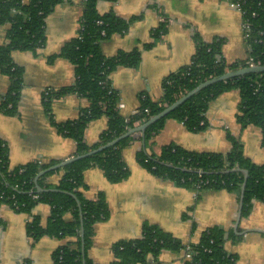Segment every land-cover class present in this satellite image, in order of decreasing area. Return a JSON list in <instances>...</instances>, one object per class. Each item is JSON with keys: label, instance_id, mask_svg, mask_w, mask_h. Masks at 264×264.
Returning <instances> with one entry per match:
<instances>
[{"label": "crops", "instance_id": "obj_1", "mask_svg": "<svg viewBox=\"0 0 264 264\" xmlns=\"http://www.w3.org/2000/svg\"><path fill=\"white\" fill-rule=\"evenodd\" d=\"M101 13L113 10L122 18H138L124 33L115 32L101 42L106 55L117 51L141 48L138 66H118L110 75L111 83L120 95V111L130 115L148 94L157 100L162 95V82L170 72L188 64L195 51V33L205 41L224 38L223 54L228 63L245 60L249 46L244 40L242 14L229 5L228 0H100ZM83 12V0H63L47 15L46 42L37 53L14 50L12 59L23 67V87L15 113L0 110V137L9 148L12 165L32 160L66 159L73 156L75 140L58 131L43 102V91L60 89L75 81L74 64L64 57L49 61V56L60 51L63 44L76 36ZM162 22L166 30L152 46V30ZM9 25H0V45L7 42ZM10 85V78L0 71V99ZM240 91L231 89L213 99L206 116L208 126L191 131L183 122L169 118L151 143L152 151L159 152L167 143L174 142L189 150L227 152L231 143L227 133L243 143L244 153L256 163H264L262 131L256 125L241 127L236 112ZM88 100L71 93L51 103L56 121L74 119ZM108 118L101 116L89 121L85 141L95 143L107 127ZM141 143L131 141L123 150L129 169L127 178L111 182L101 168L84 171L86 197L95 198L99 191L106 195L109 216L95 225L91 259L106 264L115 259L112 245L118 240L137 239L144 223L159 225L182 242L199 241L210 226L225 230L226 250L237 255V264H264V201L254 200L250 212L241 216L236 225L240 195L226 189H204L200 193L174 181L164 179L143 166L137 157ZM60 173L50 180L58 181ZM51 207L38 202L32 213L46 225ZM29 214L15 211L5 203L0 207V264H54L53 254L65 239L43 235L33 239L27 233ZM70 217V214L67 215ZM141 264V263H135ZM146 264H186L183 253L164 249L158 256L148 255Z\"/></svg>", "mask_w": 264, "mask_h": 264}, {"label": "trees", "instance_id": "obj_2", "mask_svg": "<svg viewBox=\"0 0 264 264\" xmlns=\"http://www.w3.org/2000/svg\"><path fill=\"white\" fill-rule=\"evenodd\" d=\"M62 1L0 0V25H9L7 42L0 45V71L10 78V85L0 99V110L15 113L21 98L24 70L13 61L12 52L20 50L37 53L45 45L46 17ZM99 1L83 0L77 35L66 41L59 52L49 56V61L64 57L74 64V83L60 89L49 88L47 93L43 91V102L51 121L60 133L72 137L76 142L73 156L108 144L147 121L199 83L226 70L248 66L245 62L247 58L227 62L223 54L224 38L205 41L200 34L195 33V51L190 62L165 76L161 97L154 100L148 94H142L136 111L124 115L118 107L120 95L113 87L110 75L118 66H138L141 48L121 49L113 55H106L101 42L115 32L124 33L138 17L122 18L113 10L101 13L97 8ZM241 1L243 18L251 25L252 37L263 39L262 42H255L251 38L252 41L248 42V57L252 56L256 63L264 64V0ZM165 30V23L162 22L152 30L153 40L143 47L152 46ZM231 89L240 91L237 122L243 128L248 125L258 126L262 131L261 143L264 146L262 71L234 76L199 90L145 129L137 157L143 166L157 176L199 193L204 189H226L241 195L245 180L243 170H247L242 206V215L245 216L250 212L254 200L264 201V163H256L247 157L243 143L237 136L227 133L231 143L227 152L189 150L174 142L163 145L158 153L151 149L153 137L169 118L183 122L191 131L204 130L208 126L206 112L209 103ZM71 93L86 98L88 105L80 108L76 118L56 121L50 110L51 103ZM101 116L108 118L107 127L95 143L88 144L85 131L89 121ZM133 140L136 141L135 137L129 134L86 157L47 170L62 159H36L12 165L8 145L0 137V207L5 203L15 211L31 215L27 233L35 240L47 234L65 239L54 251V264H100L91 259L88 251L93 243L95 225L108 218L109 206L103 191H99L95 198L86 197L84 171L99 167L109 181L116 183L124 180L129 175V169L123 150ZM43 170L46 171L41 173ZM56 173H60V178L53 182L50 177ZM38 202H46L51 207L46 225H42L40 217L32 213ZM69 214L70 217H67ZM226 240L225 230L220 226L207 227L199 241L185 243L159 225L146 222L139 238L118 240L112 245L115 259L106 264H146L148 255L158 256L164 249L190 252L191 258L185 260L186 264H237V255L229 253L225 248Z\"/></svg>", "mask_w": 264, "mask_h": 264}, {"label": "water", "instance_id": "obj_3", "mask_svg": "<svg viewBox=\"0 0 264 264\" xmlns=\"http://www.w3.org/2000/svg\"><path fill=\"white\" fill-rule=\"evenodd\" d=\"M264 71V64H256V65H252V66H244V67H239L236 69H231V70H226V72L216 75L214 77H211L201 83H199L196 87H194L193 89H191L190 91H188L186 94L182 95L180 98H178L175 102H173L172 104L166 106L164 109H162L160 112H158L157 114L151 116L147 121H145L144 123L131 128L130 130H128L125 134L121 135L120 137L114 139L113 141L109 142L108 144L99 147L98 149H94L91 151H88L86 153L83 154H79V155H75V156H71L69 158H66L64 160H62L60 163L51 166L50 168H48L47 170L57 168V167H61L64 166L67 163H70L74 160L86 157L100 149H103V147L105 148L106 146H109L111 144H114L115 142L119 141L121 138H123L124 136H127L129 134H132L135 131H141L142 134L144 135L145 129L152 124L153 122H155L156 120L162 118L163 116H165L166 114H168L171 110L175 109L177 106H179L180 104H182L184 101H186L189 97H191L192 95H194L195 93H197L199 90H201L202 88L211 85L215 82L221 81V80H226L228 78L234 77V76H239V75H245L248 73H253V72H262ZM46 170H43L41 173L45 172ZM245 173V180L243 182L242 185V191H241V195H240V203H239V210H238V215H237V220H236V225H238L241 216H242V206H243V196H244V188L246 185V181H247V177H248V171L247 170H243ZM38 190H40V188L38 187ZM81 235L83 237V227L81 228Z\"/></svg>", "mask_w": 264, "mask_h": 264}, {"label": "built area", "instance_id": "obj_4", "mask_svg": "<svg viewBox=\"0 0 264 264\" xmlns=\"http://www.w3.org/2000/svg\"><path fill=\"white\" fill-rule=\"evenodd\" d=\"M228 2H229V5H230L231 7L237 9V10L242 14V18H243V12H244V11H243V7H242V4H241L242 1H241V0H234V1H228ZM242 30H243V37H244V40L247 42L248 45H249L248 42H249V41L251 42L252 40L255 41V42H262V41H263L262 37H254V38L252 37V35H251V25H250V23L246 20V18H243V19H242ZM251 38H253V39L251 40ZM245 62H246V64H247L248 66H252V65H256V64H258V63H256V62L254 61V59H253L252 56L247 57V59L245 60ZM49 88H50V87L45 88V89H44V93H47ZM118 107H119V108L123 107V104L119 103V104H118ZM132 135L135 137V139H136V141H137L138 143H141V142H142L143 134H142L141 131H135V132L132 133ZM34 197H37V195L34 194ZM30 221H31V215L28 217V221H27V222L30 223ZM190 258H191V253L188 252V251H185V252L183 253V260H184V261H185V260H189Z\"/></svg>", "mask_w": 264, "mask_h": 264}]
</instances>
